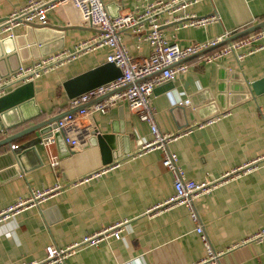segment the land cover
Returning a JSON list of instances; mask_svg holds the SVG:
<instances>
[{"label":"crops","instance_id":"0c3cea01","mask_svg":"<svg viewBox=\"0 0 264 264\" xmlns=\"http://www.w3.org/2000/svg\"><path fill=\"white\" fill-rule=\"evenodd\" d=\"M102 1L107 14L117 17L156 0ZM26 2L0 0V21ZM184 15L214 16L218 20L204 27H189L184 26L185 19L176 21ZM159 19L164 39L183 48L263 22L264 0H203L184 14H164ZM9 34L11 41L6 40ZM97 34L80 26L69 5L50 11L41 28L21 24L9 33L0 30L4 89L0 98L31 83L27 93H32L33 101L25 105V117L40 113L32 121L35 123L64 113L69 100L62 83L104 64L110 53L106 47L87 51L80 47ZM121 41L131 56H148V43L138 49L136 36L125 33ZM255 45L262 49L240 62L236 54L243 50L212 64H205L201 58L188 60V71L156 87L151 99L160 133L176 137L169 149L186 179L213 187L195 200L194 208L211 248L224 252L221 264H264V241L248 242L264 230V159L250 172L233 173L264 157V93L245 96L246 83L264 79V39ZM44 61L46 69L37 67ZM32 67L37 74L28 82L9 79L19 69ZM20 96L25 97L24 91ZM188 99L190 109L177 105ZM89 124V138L94 131L112 137L103 140L101 146L110 151L106 170L100 145L96 139L90 144L89 138L78 149L51 145L25 153L18 165L23 173L17 178H7L13 171L3 169L0 213L26 198L31 190L55 185L61 188L40 209L28 208L0 219V264L42 261L48 247L64 249L118 223L123 225L118 240L79 247L65 264H208L200 263L206 252L187 209L161 208L174 189L170 173L162 166L161 152L140 150L143 142L152 139L149 127L126 104L114 106L107 114H94ZM21 129L0 133V139ZM7 149H0V157ZM52 158H57L55 166L50 165ZM5 162L0 159V166L5 167Z\"/></svg>","mask_w":264,"mask_h":264},{"label":"built area","instance_id":"2783aa9c","mask_svg":"<svg viewBox=\"0 0 264 264\" xmlns=\"http://www.w3.org/2000/svg\"><path fill=\"white\" fill-rule=\"evenodd\" d=\"M201 1L203 0H171L167 2L156 0L143 4L141 9L136 8L134 12L117 17H110L106 12L102 0H27L26 5L22 9L14 12L4 22L0 23V30L9 33L14 27L21 24L31 23L44 25L47 21V14L50 11L60 6L69 5L77 14L80 26L91 28L98 32L94 38L80 47L85 51L98 47L108 48L110 53L106 56L105 63L114 64L120 71V77L69 100L68 108H77L117 90H122L90 108L64 117L57 123L56 128L51 133L61 132L66 146L71 149H78L90 136L89 131L91 126L89 121L94 114H107L114 106L126 104L129 110L150 129L152 139L143 142L140 150L160 151L162 154V166L172 177L173 196L168 201H165L161 205V208L168 209L176 206H184L188 211L190 220L195 226L194 231L198 235L206 252L205 257L200 263L221 264L220 261L224 252H216L211 248L194 208L195 200L199 196L207 195L213 187L208 183H196L186 179L183 170L178 164L176 155L169 149V145L176 137L174 135L160 133L155 122L154 109L151 105L152 94L156 87L168 83L188 71L186 64L172 67L174 64L198 54L231 36V34H225L213 41L193 43L183 48H180L176 44H171L164 39L160 31V16L166 14L171 17L176 13L184 14L188 7ZM181 19H185L184 26L189 27H204L218 20L214 16L196 18L195 16L184 15L176 19V21ZM165 23H168V21H165ZM125 33L136 36L138 49L140 44L148 43V56H131L121 41V37ZM8 36L12 37L10 34ZM262 39H264V30L232 42L200 58L205 64H212L225 55L243 50V52L236 54V60L240 62L247 55L262 49L261 46L255 45L257 41ZM56 59L57 57L53 58V60ZM45 64L44 61V63L37 64V67L43 69L45 68ZM34 67L36 68V66ZM34 67L26 70L19 69L9 79L12 81L16 80L15 83L17 81L19 82V80L28 82L30 78L37 74ZM2 88V81L0 79V96L4 94V89ZM177 105L185 107L189 105V102L185 100L178 102ZM77 135H84V140ZM80 139L82 140L80 141ZM43 144L46 148L54 145L53 136L46 138ZM263 159L264 157H261L245 164L243 167L234 170L233 173L235 174L239 171H243V173L250 172L253 170V166ZM49 162L51 166H55L57 164V158H52ZM109 167L110 165L105 166L103 170ZM60 188V186L55 185L41 190H31L26 198L19 199L12 206L2 211L0 213V219H6L28 208L40 209V206ZM157 208L156 206L150 211ZM122 226V223H118L102 229L97 233L87 235L80 242L64 249L50 246L46 249L45 258L42 261L21 264H65L66 259L79 247H97L110 239L118 240L122 233ZM261 241H264V230L248 240V242Z\"/></svg>","mask_w":264,"mask_h":264},{"label":"water","instance_id":"95a60500","mask_svg":"<svg viewBox=\"0 0 264 264\" xmlns=\"http://www.w3.org/2000/svg\"><path fill=\"white\" fill-rule=\"evenodd\" d=\"M4 21L5 19L0 21V23ZM26 25L32 26L34 28L43 27V25H34L31 23L26 24ZM263 30H264V21L259 24L248 27L246 29H243L241 31H238L237 33H234L233 35L220 41L216 45L209 47L201 51L198 54L188 57L174 64L172 67H175L180 64H185L188 60L192 58H200L208 53H211L215 50L220 49L223 46L229 45L232 42L238 41L251 34H254L258 31H263ZM11 38L12 37L8 36L6 40L11 41ZM119 77H120V71L117 67H115L114 64L104 63L100 66L92 68L84 73H81L63 82L62 90L66 98L68 100H71L94 88L110 83ZM31 86H32L31 83L24 84L23 86L15 88L11 93H8L7 95L0 98V133L5 134V132H8V131L12 132L14 129L22 128L20 131L12 133L8 136L6 135L3 139H0V149L8 148L6 153L0 157V159L6 160L4 164L5 167L0 166V175L5 171L3 169H6V168H8L10 171L11 170L13 171V174H11L10 177H7V178L19 177L21 173H23V171L20 172L19 166H18L20 164L21 156L27 152H36L38 146L42 147L43 149H46V146H44L43 141L50 136H53L54 145L56 147H62L63 149L67 148L61 132L51 133V131L56 128L57 123L60 120H62L64 117L69 116L73 113H76L86 108H90V106L96 105L102 100L122 90V89L117 90L113 93L105 95L102 98L93 100L85 105H82V106H79L73 109H68L64 113L50 117L46 120L33 123L32 121H34L37 117H39L40 113H36L35 115L28 116V117H25L23 115V110H24L25 105L31 104L33 101L32 93L31 92L27 93L28 90L30 91ZM246 86H247V91H245L246 98L250 94L258 95V94L264 93V79L255 81L253 83H246ZM23 91H24L25 97L22 99L20 94ZM188 102H189V105L182 107V108L190 109L191 107L189 106L191 104H190L189 99H188ZM222 111L224 110L222 109ZM13 116H15L16 119H14ZM11 120H14V121L11 122ZM29 123L30 125H28ZM26 138H31V139L27 141L26 143H22L23 145H20V146L13 145L15 142H23ZM95 139L101 147L103 144V140L110 141L112 137H109L106 135L101 136V135H98L96 131H94L91 134V138H89V143L90 144L93 143ZM101 151L103 153L102 164L104 166H109L111 162L110 151L107 150L106 148L103 149L102 147H101Z\"/></svg>","mask_w":264,"mask_h":264}]
</instances>
